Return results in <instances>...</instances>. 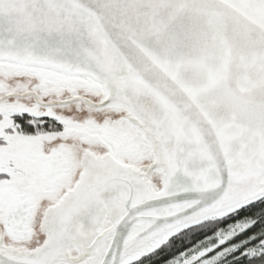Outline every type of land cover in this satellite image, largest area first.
I'll use <instances>...</instances> for the list:
<instances>
[{
  "label": "snow or ice",
  "instance_id": "1",
  "mask_svg": "<svg viewBox=\"0 0 264 264\" xmlns=\"http://www.w3.org/2000/svg\"><path fill=\"white\" fill-rule=\"evenodd\" d=\"M0 264H264V0H0Z\"/></svg>",
  "mask_w": 264,
  "mask_h": 264
}]
</instances>
